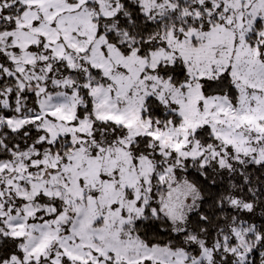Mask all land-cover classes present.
I'll return each mask as SVG.
<instances>
[{
	"label": "snow or ice",
	"instance_id": "snow-or-ice-1",
	"mask_svg": "<svg viewBox=\"0 0 264 264\" xmlns=\"http://www.w3.org/2000/svg\"><path fill=\"white\" fill-rule=\"evenodd\" d=\"M0 264H264V0H0Z\"/></svg>",
	"mask_w": 264,
	"mask_h": 264
}]
</instances>
